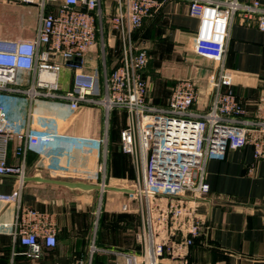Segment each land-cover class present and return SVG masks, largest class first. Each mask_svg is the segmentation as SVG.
Returning <instances> with one entry per match:
<instances>
[{"label":"built area","instance_id":"1","mask_svg":"<svg viewBox=\"0 0 264 264\" xmlns=\"http://www.w3.org/2000/svg\"><path fill=\"white\" fill-rule=\"evenodd\" d=\"M6 1L38 8L32 39L0 37V176H13L18 181L9 200L19 209L13 234L26 248L24 255L41 259L45 250L57 246L56 224L39 211L21 207L27 175L25 154L29 147H39L41 153L64 144L71 150H101L106 155L108 139L24 129L19 120L10 117L7 107L8 99L16 102L19 97L30 104L53 100L67 103L72 112L97 106L107 118L115 109L127 114L126 127L120 133V148L132 157L138 173L131 187L143 219V230L137 233L143 255L139 258L135 253L99 248L92 242L88 259L75 264H93L96 254L114 257L113 264H120V260L123 264H161L165 257L189 264L188 249L205 229L191 202L210 191L206 181L208 162L223 160L228 151L247 145L253 146L256 159L264 158V112L256 119L248 118L246 107L229 87L225 67L234 17L258 16L259 28L264 31L261 3L189 0L190 15L199 19L192 50L218 64L217 77L209 84L212 101L199 114L194 112L199 90L192 79L177 81L166 106L150 101L148 81L144 78L150 55L133 38L145 19L170 0H114L116 4L107 19L101 0H0ZM106 30L121 41L120 57L113 69L106 68L99 76L97 71L85 74L78 71V66L69 64L76 58H82L83 62L99 43L106 47ZM65 67L75 71L68 91H62L60 83ZM21 75L26 78L21 79ZM261 102L264 105V97ZM23 141L26 144L15 149L22 160L10 164L9 146ZM98 171L105 173L104 162ZM161 199L167 202L154 203ZM122 210L129 211L130 205L123 204Z\"/></svg>","mask_w":264,"mask_h":264},{"label":"crops","instance_id":"2","mask_svg":"<svg viewBox=\"0 0 264 264\" xmlns=\"http://www.w3.org/2000/svg\"><path fill=\"white\" fill-rule=\"evenodd\" d=\"M253 1H259L264 8V0H239L243 4ZM115 4L114 0H101L105 19L112 14ZM189 4V0L167 1L156 13L145 19L141 29L134 32L133 38L137 45L145 47L151 55L152 61L145 70L150 101L166 100V90L170 89L172 83L192 79L199 90L194 112L203 114L212 101L209 84L217 77L218 64L198 56L192 50L193 38L199 30V19L190 15ZM106 38L109 41L106 61L110 71L120 56H114L117 38L110 31ZM97 49L94 47L83 58L79 72L93 74L97 71L99 76L104 73V70L99 71L101 56L96 65L91 63L92 54H97ZM225 67L229 87L246 107L248 118L256 119L264 112L261 102L264 97V31L259 28L258 16L250 19L240 15L234 17ZM74 72L69 67L62 70V91L72 88ZM25 78V75H21V79ZM7 107L10 117L19 120L24 129L32 127L56 130L72 136L108 139L106 155L101 150H71L64 144L46 148L41 153L39 147H29L25 154L26 177L41 176L94 185L104 183L127 189L137 179L132 157L121 151L118 132L112 134V112L107 118L101 107L87 106L72 112L67 103L53 100L30 104L24 97H19L16 102L8 99ZM25 144L23 141L9 146L10 164H18L22 160V156L15 154V149ZM103 162L104 174L98 171ZM206 181L210 186L209 193L192 198L191 202L203 219L205 229L188 249L189 264H264V158L254 157L252 145L230 150L225 159L208 162ZM17 187L16 177L0 176V264H74L80 258L85 261L88 252L85 246L82 248V243L88 239V229L96 213L95 197L99 195L103 199L109 218L114 216L113 213L121 212L119 208L126 203V200L117 197V202L105 204L108 191L85 192L61 185L25 181L21 207L47 215L57 228V246L45 250L41 259H31L24 255L26 248L13 234L19 209L9 197ZM92 242L99 248L130 253L138 244L142 251L137 239L136 219L132 213L126 219H121L119 227L115 228L113 234L111 232V236H107L105 231L93 237ZM105 257V264H113L114 257ZM120 264H123L122 260ZM161 264L181 262L165 257Z\"/></svg>","mask_w":264,"mask_h":264},{"label":"rangeland","instance_id":"3","mask_svg":"<svg viewBox=\"0 0 264 264\" xmlns=\"http://www.w3.org/2000/svg\"><path fill=\"white\" fill-rule=\"evenodd\" d=\"M38 23V8L37 6H30V5H20L11 1L0 2V37L9 38V39H29L33 37L36 31ZM108 32V31H107ZM107 32L105 35V40ZM109 34V33H108ZM108 42L106 40V47L101 46V43L96 46L97 54H92L91 63L96 65L98 62L99 56L100 64H99V71L102 72L104 69H109L108 64L106 61V52H107V45ZM100 49V50H99ZM103 65V67H102ZM122 118L118 119L117 124L121 123ZM133 183V182H132ZM132 185V184H131ZM132 189V187L130 188ZM117 197H121L126 200V203H129L130 210L123 211L122 208H119L121 212L113 213L114 216L110 217L105 215L106 209L104 206L103 199L97 195L95 197V214L92 217L90 228L88 229V239L86 243H82V248L85 246L86 251L89 253V247L91 245V240L93 237L102 235V232L106 231V235L111 236V232L115 231V228L119 227V218L115 217L116 215L119 216L122 213H132L136 219V233H139L143 230V219L140 211V204L139 201L136 199L134 194L124 195V194H115L112 191H108L105 195V204H109L112 201L117 202ZM117 199V200H116ZM167 201L165 199L161 200H154L155 204L164 205ZM109 214V213H107ZM146 214V210H145ZM155 217L156 212L153 213ZM95 222V223H94ZM142 224V225H141ZM111 231V232H109ZM86 244V245H85ZM136 255L142 257L143 253L140 250V246L136 244V248L132 251ZM142 259V258H141Z\"/></svg>","mask_w":264,"mask_h":264},{"label":"trees","instance_id":"4","mask_svg":"<svg viewBox=\"0 0 264 264\" xmlns=\"http://www.w3.org/2000/svg\"><path fill=\"white\" fill-rule=\"evenodd\" d=\"M141 28H139V29H137V30H135V33H136V31H138V30H140ZM134 33V34H135ZM117 45H116V48H115V54H114V56H120V52H121V41H120V39L119 38H117ZM109 53V52H108ZM150 60H151V55H150ZM150 60H149V63H150ZM152 61V60H151ZM157 62V61H156ZM149 65V64H148ZM148 67V66H147ZM144 78L147 80V75L144 73ZM148 81V80H147ZM177 83V81L176 82H174V83H172L171 85H170V89H167L166 90V95H167V99L166 100H162L161 99V101H156L155 100V102H153V104H155V105H160V106H166L167 104H168V102H169V99H170V95H171V90H172V88L174 87V85ZM117 115H120L119 117H117ZM120 118H122V120H121V123L120 124H117V121H118V119H120ZM126 121H127V114H126V112L125 111H121V110H117V109H115V110H113L112 111V119H111V131L113 130V132H112V134L114 135L116 132H118V134H119V138H120V133H121V131L126 127ZM120 140V139H119ZM129 214H131L130 212H128V213H122L121 215H119V216H117L116 215V217L117 218H119V223H120V221H121V219H126L127 217H128V215ZM105 215L107 216L108 214H107V212H105ZM83 259L82 258H80V259H77L76 260V262L75 263H77V262H79V261H82ZM74 263V264H75ZM106 263V257H105V255H101V254H96L95 256H94V259H93V264H105Z\"/></svg>","mask_w":264,"mask_h":264},{"label":"water","instance_id":"5","mask_svg":"<svg viewBox=\"0 0 264 264\" xmlns=\"http://www.w3.org/2000/svg\"><path fill=\"white\" fill-rule=\"evenodd\" d=\"M82 58H76L74 62H70L69 64L76 65L80 67L82 65ZM26 182L29 181H37V182H44V183H50V184H55V185H61L70 189H76V190H81L85 192H90V191H113V192H119V193H127V194H134V191L131 189L123 188V187H114V186H102V185H94V184H89L81 181H76V182H70V181H61V180H54V179H46L41 176H36V177H26L25 178Z\"/></svg>","mask_w":264,"mask_h":264}]
</instances>
